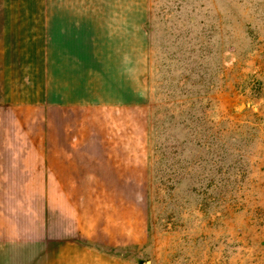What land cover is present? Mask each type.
Returning a JSON list of instances; mask_svg holds the SVG:
<instances>
[{
  "label": "rangeland",
  "instance_id": "1",
  "mask_svg": "<svg viewBox=\"0 0 264 264\" xmlns=\"http://www.w3.org/2000/svg\"><path fill=\"white\" fill-rule=\"evenodd\" d=\"M0 264H264V0H0Z\"/></svg>",
  "mask_w": 264,
  "mask_h": 264
},
{
  "label": "crops",
  "instance_id": "2",
  "mask_svg": "<svg viewBox=\"0 0 264 264\" xmlns=\"http://www.w3.org/2000/svg\"><path fill=\"white\" fill-rule=\"evenodd\" d=\"M20 1H26V0H20ZM31 4L33 3V0H28ZM30 13L31 15L33 14V6L30 5ZM115 34H127V32H123L122 30H118L117 32H115ZM16 46H26L25 42H21V43H16ZM28 46H33V30L31 29L30 30V38H29V44ZM82 100V99H81ZM79 101V102H82V101ZM84 100V99H83ZM22 142V143H21ZM13 145L14 146H17V147H20L21 144H22V147L25 146L26 147V152H25V155L24 156H19V158L17 159V156L16 158H14V162L16 167H15V170L16 169H19L18 170V175L20 176V179L21 178H24V177H27L29 179H31V181H33V170H44L45 174H44V177H45V182H46V192L48 193V190L51 189L49 187H54L53 185L55 184V174H54V171H52L49 166H45L44 164V169H40L39 168V164H41V162H43V157H41V162H38L37 163V166L35 168H33V162L35 163L36 160H37V156L35 154H33V139H26V140H22L21 138H16L14 139L13 141ZM35 158H34V157ZM34 158V159H33ZM29 165L27 168L29 169V173H24L22 172V167L25 166V165ZM46 167V169H45ZM24 176V177H23ZM48 184H50L51 186H48ZM56 190L59 191V192H62L64 193V190H63V187L61 185H59V183L56 182V186H55ZM20 193H30V194H33V185L31 187H25L23 188V190L20 192Z\"/></svg>",
  "mask_w": 264,
  "mask_h": 264
}]
</instances>
